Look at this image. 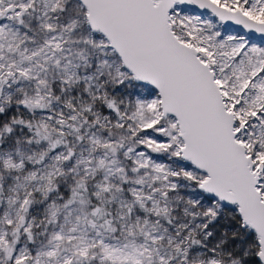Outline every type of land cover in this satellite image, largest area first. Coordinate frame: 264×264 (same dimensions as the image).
<instances>
[{"label": "snow or ice", "instance_id": "obj_1", "mask_svg": "<svg viewBox=\"0 0 264 264\" xmlns=\"http://www.w3.org/2000/svg\"><path fill=\"white\" fill-rule=\"evenodd\" d=\"M0 264H264V0H0Z\"/></svg>", "mask_w": 264, "mask_h": 264}]
</instances>
